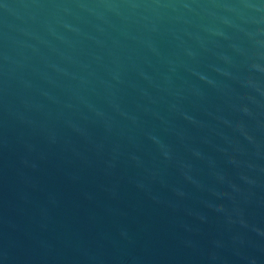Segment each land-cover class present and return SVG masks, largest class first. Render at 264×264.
<instances>
[{"label":"water","instance_id":"water-1","mask_svg":"<svg viewBox=\"0 0 264 264\" xmlns=\"http://www.w3.org/2000/svg\"><path fill=\"white\" fill-rule=\"evenodd\" d=\"M0 264H264V0H0Z\"/></svg>","mask_w":264,"mask_h":264}]
</instances>
